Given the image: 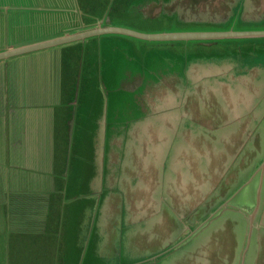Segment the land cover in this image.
<instances>
[{
  "label": "crops",
  "instance_id": "0c3cea01",
  "mask_svg": "<svg viewBox=\"0 0 264 264\" xmlns=\"http://www.w3.org/2000/svg\"><path fill=\"white\" fill-rule=\"evenodd\" d=\"M38 1L16 0L12 6L27 17L9 27L33 31L19 46L88 31L98 23L45 34L47 22L67 17V3ZM173 1L146 4L159 11L144 16L158 18L164 11L184 26L151 34L183 33L192 24L221 29L232 23L238 7L237 31H264V18L243 17L244 0L221 22L168 13L164 7ZM191 44L222 49L180 70L177 62L165 65L158 82L137 75L124 84L127 92H136L138 112H129L123 125H111L107 146L101 131L102 173L85 197L55 202L67 211H49V123L43 134L46 160L30 169L9 165L7 129L0 127V264H8L9 234L45 217L48 264H264V37ZM57 47L40 51L51 54L52 62ZM224 59L229 63L220 64ZM48 96L35 102L39 108L48 106Z\"/></svg>",
  "mask_w": 264,
  "mask_h": 264
},
{
  "label": "rangeland",
  "instance_id": "374dc122",
  "mask_svg": "<svg viewBox=\"0 0 264 264\" xmlns=\"http://www.w3.org/2000/svg\"><path fill=\"white\" fill-rule=\"evenodd\" d=\"M22 1L25 5L32 4V0ZM43 1L48 2V0L38 2ZM154 1L166 5L172 0H65L67 17L47 22L42 32L51 35L65 27L83 29V26L97 22L102 24L97 23L89 28L115 25L114 27L151 34L150 32L179 26L180 20L176 14H167L163 11L158 18L145 17L141 8ZM15 2L16 0H0V7H3L2 10L4 9L3 13L7 19L6 28L13 29L9 27L12 21L16 19L22 21V18L27 17L21 10L12 7ZM238 8L235 9L232 23L221 29L208 28L209 25L205 24L189 26L186 24L188 27L184 28V31H237L235 22L238 19ZM30 9L36 8L31 6ZM8 40L10 43L7 41L5 45L4 37L3 47H5H2L0 52L22 47ZM189 41L198 42L197 40ZM191 43L145 41L124 34L109 33L72 41L56 48L57 56L49 65L51 87L48 97L51 102L44 108L46 110L45 130L47 131L49 123L51 132L49 152L51 170L48 175L50 187L52 186L49 193L50 212L67 211V208L63 206L58 209L57 202L73 195L79 198L85 197V194L93 190L92 184H95V179L102 173V164L99 163L104 148V142L101 146V131L106 132L107 137L104 135V140L107 138V146L111 125L113 124L112 127L123 125L124 118L129 112H138L133 100L136 92H127L124 89L126 82L137 75L144 80L151 79L158 82L159 72L165 65L177 62L180 70L187 63L198 58L208 59L207 56L213 51L219 52L222 49L220 46ZM224 60L220 61V64L229 63L226 59ZM38 90L45 95L44 90ZM143 92L141 88L137 94L141 95ZM27 138L28 158L35 163L39 160L38 151H35L37 143L33 144L29 140L30 137ZM46 153L48 155L47 145ZM23 195L27 197V193ZM20 207H25L24 201ZM44 211H48V207ZM42 220L43 218L40 219V224L36 221L34 227L24 226L25 229L18 234H9L8 264H48L49 237ZM27 222L25 221L23 225H28ZM75 250L72 248L74 253ZM16 258L17 262L19 259L22 262L17 263ZM24 259L26 263L23 262Z\"/></svg>",
  "mask_w": 264,
  "mask_h": 264
},
{
  "label": "trees",
  "instance_id": "16d2710c",
  "mask_svg": "<svg viewBox=\"0 0 264 264\" xmlns=\"http://www.w3.org/2000/svg\"><path fill=\"white\" fill-rule=\"evenodd\" d=\"M5 34L16 44L31 39L33 31L23 28L7 30L5 17L0 13V50L4 45ZM50 61L51 54L45 51H35L0 61V127L7 129L8 163L13 167L30 169L34 163L28 158V136L31 143H37V162L42 164V160H46L43 135L46 113L35 102L49 94ZM37 88L44 90L45 95ZM35 126L38 131L41 129L42 135H39ZM37 162L34 166H37Z\"/></svg>",
  "mask_w": 264,
  "mask_h": 264
},
{
  "label": "water",
  "instance_id": "95a60500",
  "mask_svg": "<svg viewBox=\"0 0 264 264\" xmlns=\"http://www.w3.org/2000/svg\"><path fill=\"white\" fill-rule=\"evenodd\" d=\"M101 23V22H98ZM102 24V23H101ZM124 34L128 36L135 37L137 39L145 40V41H174V40H197L201 42H206L209 40H218V39H229V38H242V37H264V31H231V32H224V31H215V32H183L178 34H161V35H154V34H143L138 33L135 31H131L124 28L118 27H99L93 28L88 31H83L75 34H67L62 37H58L55 39H51L48 41H42L6 51L0 52V61L6 60L12 57H16L19 55L40 51L52 47H56L65 43H69L76 40H83L92 36H97L101 34Z\"/></svg>",
  "mask_w": 264,
  "mask_h": 264
},
{
  "label": "bare ground",
  "instance_id": "6f19581e",
  "mask_svg": "<svg viewBox=\"0 0 264 264\" xmlns=\"http://www.w3.org/2000/svg\"><path fill=\"white\" fill-rule=\"evenodd\" d=\"M238 0H174L165 6L168 13L179 11L185 20H213L221 22L232 13V7ZM243 17L248 19L264 18V0H244ZM159 7L151 5L144 9L146 15L154 16Z\"/></svg>",
  "mask_w": 264,
  "mask_h": 264
}]
</instances>
